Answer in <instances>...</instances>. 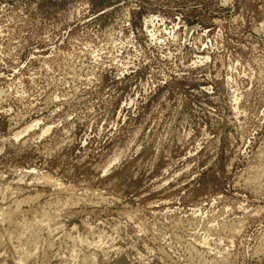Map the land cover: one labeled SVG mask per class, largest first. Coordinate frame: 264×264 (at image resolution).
<instances>
[{
    "label": "rangeland",
    "instance_id": "1",
    "mask_svg": "<svg viewBox=\"0 0 264 264\" xmlns=\"http://www.w3.org/2000/svg\"><path fill=\"white\" fill-rule=\"evenodd\" d=\"M0 254L264 264V0H0Z\"/></svg>",
    "mask_w": 264,
    "mask_h": 264
},
{
    "label": "bare ground",
    "instance_id": "2",
    "mask_svg": "<svg viewBox=\"0 0 264 264\" xmlns=\"http://www.w3.org/2000/svg\"><path fill=\"white\" fill-rule=\"evenodd\" d=\"M45 179H46V178H45ZM47 180H48V179H47ZM47 180H46V181H47ZM45 184H46V183H45ZM10 188H11V187H10ZM4 192H5V191H4ZM255 211H256V210H255ZM5 214H6V213H5ZM45 215H46V214H45ZM55 216H56V215H55ZM33 217H34V216H33ZM41 218H43V217H41ZM34 220H35V219H34ZM121 220H122V219H121ZM59 226H60V225H59ZM37 229H38V227H37ZM40 232H41V231H40ZM34 233H35V232H34ZM37 233H38V232H37ZM79 233H80V232H79ZM78 235H79V234H78ZM107 235H108V234H107ZM76 236H77V235H76ZM36 237H37V236H36ZM82 237H83V236H82ZM85 237H86V236H85ZM76 238H77V237H76ZM78 238L82 239L81 236L78 237ZM78 238H77V239H78ZM80 239H79V240H80ZM83 239H84V238H83ZM83 239H82V240H83ZM46 240H47V239H46ZM82 240H80V242H83ZM90 240H91V239H90ZM32 241H33V240H32ZM73 242H74V241H73ZM84 242H87V241H84ZM91 242H92V241H91ZM101 245H102V244H101ZM37 247H38V246H37ZM37 247H36V249H37ZM75 247H76V246H75ZM79 247H80V246H79ZM98 248H99V247H98ZM94 249H95V248H94ZM96 249H97V247H96ZM96 249H95V250H96ZM60 250H61V249H60ZM64 250H66V249H64ZM84 250H85V249H84ZM95 250H93V251H95ZM19 251H20V250H19ZM33 252H34V251H33ZM72 252H73V251H72ZM100 252H101V251H100ZM96 253H97V252H96ZM96 253H95V254H96ZM105 253H106V252H105ZM0 255H1V254H0ZM97 255H98V254H97ZM97 255H96V256H97ZM2 256H3V255H2ZM10 256H11V255H10ZM88 256H89V255H88ZM105 256H106V255H105ZM122 256H123V255H122ZM126 256H127V254H126ZM24 257H25V256H24ZM117 257H118V255H117ZM16 258H17V257H16ZM82 258H83V257H82ZM96 258H97V257H96ZM102 258H103V257H102ZM115 258H116V257H115ZM80 259H81V258H80ZM90 259H91V258H90ZM98 259L100 260L101 257H100V258H97V260H98ZM109 259H110V258H109ZM124 259H125V258H124ZM99 260H98V261H99ZM101 260L103 261V259H101ZM101 260H100V263L102 262ZM110 260H111V259H110ZM118 260H122V259H120V258L118 257V259H115V260L112 262V264H117V262H119ZM66 261H67V260H66ZM107 261H108V259H107ZM111 261H112V260H111ZM123 261H124V260H123ZM17 262H18V261H17ZM103 262L106 263L105 261H103ZM109 262H110V261H109ZM85 263H86V262H85ZM119 263H120V262H119ZM36 264H37V263H36ZM69 264H70V263H69ZM106 264H108V263H106ZM121 264H122V263H121ZM124 264H125V261H124Z\"/></svg>",
    "mask_w": 264,
    "mask_h": 264
}]
</instances>
